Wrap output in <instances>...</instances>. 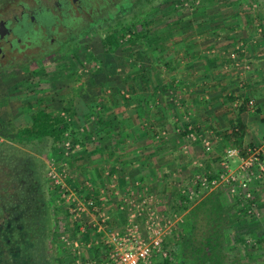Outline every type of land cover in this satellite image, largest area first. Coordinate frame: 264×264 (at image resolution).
Listing matches in <instances>:
<instances>
[{"label":"rangeland","instance_id":"obj_1","mask_svg":"<svg viewBox=\"0 0 264 264\" xmlns=\"http://www.w3.org/2000/svg\"><path fill=\"white\" fill-rule=\"evenodd\" d=\"M61 1L0 0V16L18 14L21 5L30 9L44 5L58 14ZM63 1L70 6L73 23L57 24L50 32V42L43 38L38 44L25 43L20 46H26L22 51H6L0 61V178L9 155L20 154L21 150L35 153L37 163L43 164L41 193L45 196L47 189L57 187L56 195H60L50 204L51 217L49 212L58 239L55 245L61 247L57 255L62 257L61 260L54 256L55 245H50L48 252L54 264H112L107 243L111 233H124L135 224L137 234L146 242L159 240L146 264H163L165 257L178 261L180 227L185 225L189 210L201 200L215 196L218 203L224 204L231 221L228 225L223 223L229 257L236 258L239 264H264V118L261 117L263 125L258 127L262 129L259 136L251 132L244 136L236 129L231 140L215 139L214 129H208L205 118L207 106L215 100L208 103L212 97L206 98L210 93L206 78L202 77L209 78L205 65L213 67L210 61L218 57L224 59V63L215 66L219 73L223 72L220 65L233 70L230 68L233 59L245 60L242 71L264 59V45L257 48L255 55L252 53V45L264 41L262 2L155 0L140 15L147 20L148 33L132 46L109 52L100 41L103 36L98 31L100 20L115 12L118 3L125 0H85L83 4L78 0ZM128 37L129 34L120 37L122 45ZM236 39L243 44L236 47ZM64 53H68L67 58ZM190 72L191 80L183 84L175 80V91H164L163 98L150 111L144 109L135 116L138 98L148 94L144 78L150 85L165 82L169 88L173 78L181 81ZM197 73L199 77L194 75ZM258 74L262 81L264 71ZM238 84L242 89V82ZM55 92L62 93V104L50 98ZM261 93L264 94V89ZM50 103L58 116L73 123L82 142H74L76 138L68 134L64 143L51 150L48 139L24 144L18 140V130L30 123L29 114L37 107L50 108ZM259 104L247 98L245 106L254 114L263 115L259 113ZM91 107L94 114L88 116ZM101 119L104 121L99 123ZM121 124L127 127V132L134 133L124 144L119 143ZM183 125H187V134ZM98 127L102 131L111 128L113 134L104 138L106 131L101 133ZM93 131L100 133L97 137L92 133L87 136ZM225 131H232L227 121L219 135ZM204 139L209 142V149L205 148ZM230 147L238 148L241 155L245 152L243 157L248 156V148L260 153V164L248 168L246 186H241L240 154L228 157ZM144 149L152 150L154 153L148 154L153 157L163 153L174 157L188 154L196 162L192 164L185 158L180 163L183 162V171L188 164L189 172H193L191 182L189 174H182L180 177L185 175V180L165 194L169 179L177 178V175L170 178L176 169L167 171L168 167H161L157 158H151L144 166L140 158ZM10 165L15 164L7 166ZM142 165L147 172L140 171ZM225 165L229 171L225 172ZM149 168L154 170V179ZM224 172L230 176L220 177ZM201 178L217 180L204 187L200 185ZM133 185L140 189L150 187L145 190L150 191L147 196L158 203H151L142 192L136 195L134 190L126 189ZM5 186L0 179V198ZM118 188L125 190L120 193L123 195L113 192ZM162 190L165 191L161 193ZM182 197L189 201L183 211L181 206L186 200ZM0 203L4 202L0 199ZM231 243L234 246L228 249Z\"/></svg>","mask_w":264,"mask_h":264},{"label":"trees","instance_id":"obj_2","mask_svg":"<svg viewBox=\"0 0 264 264\" xmlns=\"http://www.w3.org/2000/svg\"><path fill=\"white\" fill-rule=\"evenodd\" d=\"M152 1L155 0H125L118 3L115 12L100 20L101 25L98 31L103 35L100 39L102 46L109 52H114L117 49H123L124 46L134 45L143 35H146L148 33L147 20L140 15L147 11ZM259 1L262 2L261 6H264V0ZM127 34L129 37L122 45L120 37ZM67 55L68 53H64L63 57L67 58ZM157 59V56H154V61ZM208 67L209 65H205L206 69H210ZM191 79V72L186 78L181 77V81L175 77L168 88L165 82L150 85L147 78H144L143 86L148 94H141L138 98L135 116L145 110L150 111L155 106L154 104L159 102V98H163L164 91L168 89L175 91L173 84L175 80L183 84ZM61 94L52 93L50 98L62 104ZM51 106L50 103V108L37 107L29 114L30 123L17 132L18 140L22 144L48 139L50 148L53 150L64 143L68 134L76 138L74 142L75 140L82 142V137L74 132L73 123L58 116ZM90 114H94L92 107L87 115ZM103 121L104 119H101L99 123ZM239 124L238 122L236 126L233 125L232 131L234 127L239 130ZM107 127L103 129L107 133L103 135L104 138H110L113 134V130ZM183 127L184 134H187V125ZM97 131L90 132L87 136L92 133L97 137L100 131L103 132L102 130ZM131 136H134V133L127 132V127L123 125L120 130L119 143L124 144L125 140ZM242 156H245V152H242ZM9 157L8 163L15 165H10L9 168L7 166L9 164L5 163L6 170L2 168L0 178L1 182L6 185L3 189L4 195L0 198L1 202H4L0 203V264H54L48 250L49 246L55 245L58 239L55 237L54 226L50 223L49 212L51 217L50 204L60 197L56 195L57 187L47 189L45 196L41 193L43 164L37 163L35 153L21 150L20 154L9 155ZM84 174L87 176V173ZM183 199L186 202L181 206L182 211L186 210L189 205V201L186 198ZM218 201L216 196L203 199L189 210L185 225L180 227L181 248L180 256L177 257L178 261L165 257L163 264H239L236 258L229 257L227 252L229 250L226 251L225 244L228 239L223 234V223L228 225L231 221H229V213L224 204ZM84 238L87 239L89 236L84 235ZM233 246L231 243L228 249ZM55 248L54 256L62 260V257L57 255L61 250L60 245H55Z\"/></svg>","mask_w":264,"mask_h":264},{"label":"crops","instance_id":"obj_3","mask_svg":"<svg viewBox=\"0 0 264 264\" xmlns=\"http://www.w3.org/2000/svg\"><path fill=\"white\" fill-rule=\"evenodd\" d=\"M238 41H239L238 39H236L234 41V42H236V44H238L236 47H239V45L243 44L242 41H239V42ZM250 44H251V42H250ZM263 45H264V41H259V43L253 44L252 46H253L255 52L252 50V53H254V55H255L257 48L259 46H263ZM250 55H252V54H250ZM210 62L213 63L212 64L213 67H210L211 70L208 69V71H206V73L209 75V78H207L208 76L207 77L205 76V78H206V83L208 84L207 87L209 88L208 92L210 93V94L206 95V98L208 99V98L212 97L208 101V103H212V99L215 100V102L213 104H211L210 106L208 105L207 109H206L207 111H206L205 118L206 117L208 118V121L206 122V124L209 125L208 129H211V130L214 129L215 139L217 137L218 139L223 138L226 140L227 138H229L231 140V137H234V133L237 131L236 130L237 127L233 128L234 129L233 131H235V132L225 131L226 133H222V134L220 133L221 135H219V131L224 126H226V121L230 124V127H232L233 125H235L239 122L240 123L239 124L240 125L239 130L241 131V133H243L244 136L249 132L253 133L254 135L259 136L261 134V130H262V129H259L260 125L264 124V123L262 124V122H261L262 118H264V114L263 115L254 114L253 110L251 108H249L248 106H245V105L247 103V98L254 99L256 103H258V104L260 103L259 104V106H260L259 107V113L260 112L264 113V94L261 93L262 90L264 89V80H263L264 78H262V81H261V77L258 74L262 70L264 71V59L262 58V60L259 61L258 63H253L252 68L250 67L251 71L250 70L242 71V63L245 62V60L242 61L241 59L240 60L239 59H233V61L230 62V64H231L230 68L231 69L233 68V70H230L228 68V66H221L220 65V68L223 69L222 73H219V71L216 69L217 66H219L218 65L219 62L224 63V59H222V57H218L213 62L212 61H210ZM226 64H228V63H226ZM215 66H216V68H215ZM234 71H236V72H234ZM239 73H244V75L238 76ZM191 75L193 77V73H191ZM194 75L199 77V73L194 74ZM237 77H238V79H237ZM236 79H237V81H236ZM210 80H211V83H210ZM240 81L242 82V85H241V87H243L242 89L240 88V85L238 84V82H240ZM260 89H262V90L260 91ZM253 93L255 96L253 95ZM230 96L233 98L228 99V97H230ZM245 97H247V98H245ZM242 98H245V100ZM225 100L229 101V104L232 107L228 106V102L226 103ZM241 101H243V103L240 104ZM236 102H239V104L237 105L238 107L237 106L233 107V104ZM240 107H242V108H240ZM263 121H264V119H263ZM262 135H264V132H262ZM166 139H168V138H166ZM249 141H253V139H249ZM262 146H264V143L262 144ZM147 148H148V145L146 146V149ZM261 151H263V149H261ZM150 152H153V151L152 150L147 151L144 149V151L140 155L141 160L144 162V164H143L144 166L146 164H148V162H150L151 158L152 159L157 158L161 167H168L167 171L171 170V168L176 169L175 171H172V173H171L172 175L170 176V178L174 179L173 175H177V178L174 180L169 179L171 181H168L169 185L167 184V186H166L167 188L165 189L166 191L164 190L165 194L168 191H171V189H173V187L178 188L179 187V181L185 180V177H184L185 175L180 177L182 174H189L190 176L188 177L189 178L188 181L191 182L190 177L193 174V172L192 171L189 172L190 169H188V166H187L188 164H186L185 171H183L184 170L182 167L183 162L180 163V161H183L186 158L185 159L186 161L191 160V163L193 164L194 162H196L195 159H193V158L190 159L189 155L184 154V153H182V154L180 153V155H178L177 157H174L173 155H169L168 153L167 154L163 153V154H165L164 156L162 154V155H158L156 157H153L152 154H150V155L148 154ZM146 154H148V155H146ZM263 156H264V153H263ZM132 161H133L132 166H135L136 165L135 161L134 160H132ZM162 161H163V163H161ZM263 163H264V160H263ZM189 165H190V163H189ZM144 166L142 168H140V171L147 172V171H143V169L145 168ZM149 167H151V165H149ZM157 167H159V166H157ZM262 168H264L263 165H262ZM178 169H180V170H178ZM150 171L152 172L151 178L154 179V177H153L154 170L150 169L148 172H150ZM163 174H165V173H163ZM147 177L150 180V177L149 176H147ZM174 184H176V186ZM160 185H162V184H160ZM170 185H172V186H170ZM163 187H165V184H163ZM148 188H150V187H148ZM148 188L143 186V188L140 189V188L135 187L133 185L132 187H127L126 189H128V190L131 189L132 192L134 190L136 195L138 193L140 195L142 192V195L145 196L146 199L149 198L151 203H158L157 200L153 201L152 196L151 197L147 196L148 194H150L149 190L147 192L145 191ZM162 189H164V188H162ZM124 191L125 190H123L122 188L121 189L118 188V191L116 189L113 190L114 193L119 194V195H123ZM164 191L162 190L160 192L163 193ZM120 193H123V194H120ZM168 193L170 194V192H168ZM135 194H134V199L137 200L138 198H136L137 196Z\"/></svg>","mask_w":264,"mask_h":264},{"label":"flooded vegetation","instance_id":"obj_4","mask_svg":"<svg viewBox=\"0 0 264 264\" xmlns=\"http://www.w3.org/2000/svg\"><path fill=\"white\" fill-rule=\"evenodd\" d=\"M74 1V0H73ZM85 0H78L81 4ZM61 10L58 14L52 13L46 6L37 5L30 9L21 5L18 14L0 16V61L7 52H20L25 43L38 44L43 38L50 42V32L54 31L57 24H71L75 18L67 2H58Z\"/></svg>","mask_w":264,"mask_h":264},{"label":"built area","instance_id":"obj_5","mask_svg":"<svg viewBox=\"0 0 264 264\" xmlns=\"http://www.w3.org/2000/svg\"><path fill=\"white\" fill-rule=\"evenodd\" d=\"M249 103L252 105L253 101L250 100ZM65 143H68V141H66ZM204 146L206 149L210 148L209 142L206 139H204ZM247 151V157H243L240 154L239 149L236 147H230L226 152L228 157L240 154V173L243 177L241 186H246L247 184L248 168L255 163L260 164L259 151L252 148H248ZM224 168L225 172L229 171L227 165H225ZM225 172L221 173L220 177L225 178L227 176H230L229 173ZM231 179H234V177L231 176ZM199 182L201 186L206 187L208 182L211 184H215L216 180L213 179L211 181H208L206 178H201ZM107 243L110 246L109 257L111 258L112 264H146L148 258L153 253V249L158 246L159 240L153 239L151 243L146 242L144 238L137 234V225L135 224L129 227V229L124 233H111V237L107 241Z\"/></svg>","mask_w":264,"mask_h":264}]
</instances>
